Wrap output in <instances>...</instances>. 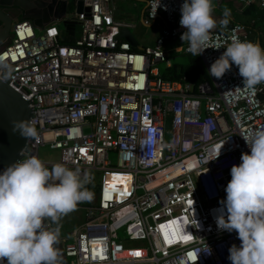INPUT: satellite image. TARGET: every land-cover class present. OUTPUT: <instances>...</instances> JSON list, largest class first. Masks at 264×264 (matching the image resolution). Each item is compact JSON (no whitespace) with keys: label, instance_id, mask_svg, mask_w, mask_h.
Listing matches in <instances>:
<instances>
[{"label":"built area","instance_id":"2783aa9c","mask_svg":"<svg viewBox=\"0 0 264 264\" xmlns=\"http://www.w3.org/2000/svg\"><path fill=\"white\" fill-rule=\"evenodd\" d=\"M111 1L80 0L70 18L80 34L70 44L61 42L55 22L41 29L27 19L11 22L0 79L29 101L37 134L15 163L38 158L46 145L58 153L56 161L41 160L46 167L63 164L89 177L93 198L77 205L83 221L60 238L65 264H231L229 248L241 241L218 229L216 217L232 166L250 154L242 135L264 130V83L247 89L236 65L220 79L210 66L233 38L250 41L248 31L238 21L218 23L198 56L207 79L168 80L153 65L169 67L168 51L191 54L181 40L184 0H146L141 22L155 23L157 33L141 47L115 38L133 25L113 19ZM236 1L264 7V0ZM153 128L161 144L150 162L140 142ZM218 144L220 156L206 163ZM206 244L211 255L201 251Z\"/></svg>","mask_w":264,"mask_h":264},{"label":"clouds","instance_id":"9594fccd","mask_svg":"<svg viewBox=\"0 0 264 264\" xmlns=\"http://www.w3.org/2000/svg\"><path fill=\"white\" fill-rule=\"evenodd\" d=\"M213 12V0H184L181 6L180 25L187 29L181 40L188 42V51L194 57L210 48V35L217 24L227 26L229 22L230 10L225 8L219 21ZM225 49L211 64V76L222 78L234 64L243 78L244 88L254 89L264 83V49L259 44L233 38ZM0 67H7L2 58ZM13 124L22 136L36 137L31 120L13 121ZM159 135L156 129H148L140 142L150 162L159 157ZM242 136L250 154L243 153L241 163L231 168L226 200L216 223L220 230L235 231L241 241L239 247L233 244L229 248L231 264H264V130ZM223 144L215 146V158L206 163L220 156ZM87 182V174L63 164L49 169L35 156L7 167L0 174V261L60 264V229L46 228L45 221L56 223L74 211L78 203L91 201L93 193L85 188ZM194 221L195 227H199L198 221ZM201 251L211 255L207 244Z\"/></svg>","mask_w":264,"mask_h":264},{"label":"water","instance_id":"95a60500","mask_svg":"<svg viewBox=\"0 0 264 264\" xmlns=\"http://www.w3.org/2000/svg\"><path fill=\"white\" fill-rule=\"evenodd\" d=\"M146 7V0H139ZM74 4V11L80 12V0H0V49L10 40L11 22L16 19H27L33 28L41 29L52 22L61 26L59 37L65 35L77 39L80 34V25L77 21L65 18L64 15ZM144 11L140 17L143 19ZM116 39H124L130 46L136 47L137 42L129 28H119ZM32 112L27 101L19 92L8 85L7 78L1 75L0 79V174L15 164L27 150L30 138L14 130L13 121L31 120ZM60 264H65L61 244ZM7 264V260L0 261Z\"/></svg>","mask_w":264,"mask_h":264},{"label":"crops","instance_id":"0c3cea01","mask_svg":"<svg viewBox=\"0 0 264 264\" xmlns=\"http://www.w3.org/2000/svg\"><path fill=\"white\" fill-rule=\"evenodd\" d=\"M126 1L128 4L131 5L133 9H135L134 12L126 13L124 12V10H122L123 7L122 4ZM110 5L113 8L112 16L114 20L129 22L133 25L132 28H136L135 24L129 20L133 18L134 20H136V22L139 23L140 26H143L142 22L140 21V17L144 11L142 7L143 3L140 2L139 0H112L110 2ZM213 5H214L213 15L215 18H217L218 21L223 17V12L225 8L230 10V16L228 17V19H230L231 21H238L244 24L245 30L248 31V36L250 41L259 44V46L262 49H264V43L262 41V38L264 37V7L260 8L257 5L252 4L242 8L241 5L236 0H213ZM151 25H154L156 30L153 28L152 31L153 37L149 45H152L154 36L157 33L156 24L154 23ZM143 27L145 28V30L148 31L152 26L150 27L143 26ZM135 33L137 34V30H135ZM136 34H134V38L136 39L137 42L138 38ZM65 36L67 37L66 39H68L69 41L73 40L71 36L68 35ZM172 45L173 44H169L168 46L171 47ZM136 47H141V46H138L137 43ZM170 54L174 55L178 53H173L172 51H168L167 56L169 57ZM47 222L49 223V229H51L50 222L49 221Z\"/></svg>","mask_w":264,"mask_h":264},{"label":"rangeland","instance_id":"374dc122","mask_svg":"<svg viewBox=\"0 0 264 264\" xmlns=\"http://www.w3.org/2000/svg\"><path fill=\"white\" fill-rule=\"evenodd\" d=\"M122 6H123L122 10H124V12H126V13L135 11V9H133L131 7V5L127 3V1L124 2L122 4ZM137 9H138V7H137ZM73 12H74V3H72L70 9L64 15V17L65 18H71ZM129 20L132 21L136 26V28H129V29L132 32V34L133 33L136 34L135 30H137L136 36L138 38V41H137L138 46L149 45L150 41L153 37V34H152L153 28L156 30L155 26H152L147 31V30H145V28L143 26H140L139 23L136 22V20H134L133 18L129 19ZM57 28L60 30L61 26L57 25ZM36 32L39 33L40 31L36 30ZM134 34H133V36H134ZM169 57H170L169 58L170 62L179 63V62H183L185 60V56L181 55V54H174V55L170 54ZM153 66L156 68V70L158 71L159 74H162L165 72L166 67L164 65V62H157ZM37 154H38V158L42 161H56L58 159L57 150L50 149L46 145L40 146L38 148ZM109 159H110L111 163L113 164V162H114L113 153L109 154ZM46 221L50 222V228L51 229H55V228L59 227L60 238H68L69 231L83 221V209L81 207H77L74 211H72L68 215L62 216L59 219V221L56 223L52 222L51 220H46ZM133 244H137V242H133Z\"/></svg>","mask_w":264,"mask_h":264},{"label":"trees","instance_id":"16d2710c","mask_svg":"<svg viewBox=\"0 0 264 264\" xmlns=\"http://www.w3.org/2000/svg\"><path fill=\"white\" fill-rule=\"evenodd\" d=\"M66 38L67 37L62 38L61 42L69 44L73 42V40L69 41ZM184 56L185 60L183 62H171L170 66L165 68V72L160 75L168 80L178 79L181 75H184L186 80L194 84L207 79L206 72L198 56L194 57L192 54Z\"/></svg>","mask_w":264,"mask_h":264},{"label":"snow or ice","instance_id":"6c2138e0","mask_svg":"<svg viewBox=\"0 0 264 264\" xmlns=\"http://www.w3.org/2000/svg\"><path fill=\"white\" fill-rule=\"evenodd\" d=\"M175 236H176V233H175V231H173L171 237H169L168 234L166 233L165 238H166L167 242L171 243L172 240L175 238ZM182 239L189 240V239H191V237L190 236H185V237H182ZM136 255H139V253H136ZM193 258H195V257H193Z\"/></svg>","mask_w":264,"mask_h":264}]
</instances>
